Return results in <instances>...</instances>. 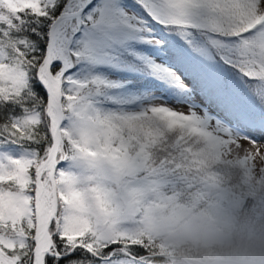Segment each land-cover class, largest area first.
<instances>
[{"label": "snow or ice", "instance_id": "obj_1", "mask_svg": "<svg viewBox=\"0 0 264 264\" xmlns=\"http://www.w3.org/2000/svg\"><path fill=\"white\" fill-rule=\"evenodd\" d=\"M262 137L264 0H0V264H164Z\"/></svg>", "mask_w": 264, "mask_h": 264}, {"label": "clouds", "instance_id": "obj_2", "mask_svg": "<svg viewBox=\"0 0 264 264\" xmlns=\"http://www.w3.org/2000/svg\"><path fill=\"white\" fill-rule=\"evenodd\" d=\"M240 176L233 168L228 179L237 184ZM161 242L164 264H264V192L239 205L180 213Z\"/></svg>", "mask_w": 264, "mask_h": 264}, {"label": "rangeland", "instance_id": "obj_3", "mask_svg": "<svg viewBox=\"0 0 264 264\" xmlns=\"http://www.w3.org/2000/svg\"><path fill=\"white\" fill-rule=\"evenodd\" d=\"M255 135H257V136H262V134L259 133V132H257ZM262 138H264V137H262Z\"/></svg>", "mask_w": 264, "mask_h": 264}]
</instances>
